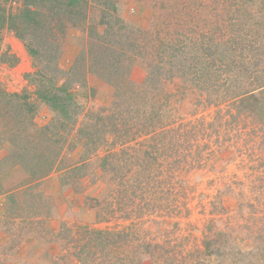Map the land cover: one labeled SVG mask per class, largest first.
I'll list each match as a JSON object with an SVG mask.
<instances>
[{"label":"rangeland","instance_id":"374dc122","mask_svg":"<svg viewBox=\"0 0 264 264\" xmlns=\"http://www.w3.org/2000/svg\"><path fill=\"white\" fill-rule=\"evenodd\" d=\"M258 1L81 0L85 17L76 21L75 16L60 33L55 72L44 69L45 60L31 56L26 40L7 24L1 25L0 264H264V115L229 105L247 87L264 89V75L256 81L252 74H238L230 99L227 95L224 101L220 94L225 90L219 89L209 104L201 103L203 96L180 80L158 79L155 92L175 109L168 114L197 127L207 122L200 126L197 141L210 149L207 155L202 151L200 165L193 169L177 175L164 173L163 191L155 188L156 197L165 198L161 207L152 206L153 200L143 207L134 199L131 204L117 201L132 197L117 192L116 181L103 174L101 164L106 156L122 153L120 129L96 136V143H84V133L105 128L107 115L115 111V87L96 72L106 74L103 69L107 64L113 67V62L102 56L98 61L99 55L92 59L94 36L109 35L104 49L121 52V66L129 68L131 85L147 87L148 56L143 53L124 60L127 48L144 50L149 46L147 38L174 43L179 52L190 56L205 39L204 33L219 39L246 33L262 37L264 20L246 17L249 10L262 8ZM19 2L3 3L13 12ZM117 17L120 22H115ZM260 65L264 69V62ZM179 87L186 91L180 92ZM42 88L60 96L65 95L61 88L68 92V117L42 101L37 95ZM22 101L32 110L16 105ZM21 123L30 132L28 140L22 139ZM34 126L51 128L52 140L58 143L43 142ZM27 141L31 146L37 142L40 150L50 145L56 165L38 182L27 179L20 185L29 176L16 154L26 148ZM29 158L33 163L40 161ZM172 158L165 159V167L171 166ZM173 184L186 194L173 200ZM91 229L115 232L107 249L90 242L95 236L87 233ZM206 242L209 247L204 248Z\"/></svg>","mask_w":264,"mask_h":264},{"label":"trees","instance_id":"16d2710c","mask_svg":"<svg viewBox=\"0 0 264 264\" xmlns=\"http://www.w3.org/2000/svg\"><path fill=\"white\" fill-rule=\"evenodd\" d=\"M7 1L10 0H0V27L7 24L18 38L23 41L26 40V46L30 50L31 56L45 60L44 69L55 72L57 68L53 65V60L56 49L61 42L60 33L64 30L67 22L72 23L71 21L75 16L76 21L85 17L82 6H79L81 0H20L17 9L13 12L6 9L3 2ZM258 3L261 4L262 8L249 10V14L246 16L249 17V21L262 22L264 20V0H259ZM240 5L241 3H238V10H241ZM116 21L120 22V18H115ZM123 28H126L128 32L130 31V27L127 25H124ZM111 34L114 35L115 33L112 32ZM203 35L205 39L198 42L190 56H184L179 52L174 43L167 42L165 44L162 42L159 44L156 43L157 41L154 42V40L147 38L145 39L149 46H144V50L138 46L133 49L127 48L123 55L124 60L143 53L148 56L150 72L147 87L131 85L128 75L129 68L121 66V52L104 49L103 43L107 41L109 35L106 37L94 36V43L90 46L91 50L93 49L90 52L92 59L99 55L98 61L102 56L105 61L111 60L113 62V67L105 62L107 68L103 70L106 71V74L101 70H96V72L99 73L100 71L99 74L115 87L113 105L115 111L111 115H107L109 124H105V128H99L97 132L94 128L93 131L84 133L86 135L84 143L86 145L88 142L96 143V136L100 137L120 129V131L118 130V137L120 138L118 147L122 153L120 156L116 153L106 156V161L103 159L101 164L103 174L110 175V178L116 181L117 192H125L132 197H116L118 202L123 201L126 202L125 204H131L132 199H134L138 207H143V205H148L147 201L153 200L154 205L152 206L161 207L165 198L163 196L157 198L155 188L160 186L159 189L163 191V184L166 181L161 179L164 173L176 172L177 175L180 173L179 171L193 169L194 166L200 165L203 152L205 151L204 153L207 155V151H210L209 148L197 141L200 138L198 133L200 126H206L207 122H200V126L197 127L195 124L188 125L189 121H183V117H176L171 112L168 114L169 111L175 112V109L173 106H167L165 104L167 99L165 97L162 99L155 92V89L159 87V78L180 80L187 89L188 87L192 88L193 91H198L197 95L203 96L202 99L205 102L201 100V103L207 102L209 104L211 100L208 101V99L219 89L225 90L220 96L224 101L227 100V95L232 93L231 88L234 81L239 78L238 74H252L256 81H259V78L264 75V69L260 65L264 62V36L259 37L246 33L240 37L239 34L238 36L237 34H230L227 38L221 37L219 39L220 36H206L205 33ZM196 41L197 39L193 42ZM145 43L148 44L146 41ZM106 49L108 48L106 47ZM247 88L241 92L238 101L232 100L229 105L235 104L239 109L238 111L240 109L248 111V113L256 111V113L264 115V89L255 91L254 86ZM61 89L65 91L64 96L49 92L44 88L37 90V95L46 105L61 110L62 114L68 117L67 108L70 107V102L66 99H69V94L64 88ZM183 91L186 90L180 89V92ZM7 97L15 99L18 95H12V97L7 95ZM22 102L24 104L16 105L28 107L26 111L32 110V106L28 102ZM128 112L130 114L126 116L125 113ZM99 118L102 116L96 117L98 120ZM21 124L23 125V123ZM25 127V125L20 127L24 129V135L19 134L22 139L24 137L28 140L31 135ZM20 128H16L17 134ZM34 129L41 133L42 141L46 144L58 143L52 140L51 128L34 126ZM58 138L59 136L57 137L59 141ZM31 143L33 146L29 144V141L25 145L23 143L26 148L16 154L20 165L29 176L20 185L27 183V179H31L32 183L38 182L50 173L56 165L54 150L50 145H46L40 150L39 147L42 146L38 147L37 142V145L33 141ZM170 156L173 157L172 164L170 167H165V159ZM29 157L34 159L38 157L40 161L33 163ZM262 172H264V168ZM178 186L173 184L175 189L173 200L186 194L183 188ZM261 187H264L263 179L261 180ZM96 201L99 202L100 200L96 198ZM91 232L95 236L90 239L92 240L90 242L101 247V249H107L112 234H115L113 231L104 229H91L87 233L91 234ZM207 247H209V242L204 244V248ZM89 250L91 254L95 253L94 249L89 248Z\"/></svg>","mask_w":264,"mask_h":264}]
</instances>
